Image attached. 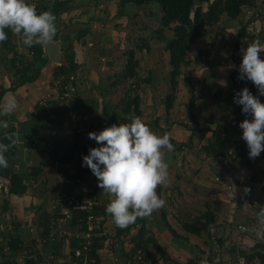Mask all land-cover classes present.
Segmentation results:
<instances>
[{
	"label": "crops",
	"instance_id": "crops-1",
	"mask_svg": "<svg viewBox=\"0 0 264 264\" xmlns=\"http://www.w3.org/2000/svg\"><path fill=\"white\" fill-rule=\"evenodd\" d=\"M213 1L201 3L203 11ZM118 2L119 0H97L99 5L90 7V11L81 2L74 8L71 7V11H80V15H68L65 12L61 16L66 25L57 27L52 41L59 43L60 50L65 45L72 46L74 61L78 66L75 72L78 87L76 99L82 104L79 111H70L63 119L49 120L44 113L43 116H36L37 101L54 91L53 72L61 64L48 58L45 45L43 50L48 61L40 67L37 78L15 89L8 88L12 82L7 71L10 67L0 57V84L4 89L8 88L0 99V111L9 101L16 103L11 114L0 115V121L15 129L14 171L23 176L24 184L27 185L22 195L9 194L6 199L0 196V256L3 253L2 247L12 238L36 243L40 236L47 233L45 227H42L41 213L43 211L48 216L52 201L63 192L95 199L102 195L105 204L110 202L109 195L97 186L96 177L86 166H82V157L88 154L90 148L98 146L89 139L88 134L98 133L112 124L129 123L133 117L139 116L158 135L170 134L174 150L169 152L165 149V159L169 164V183L157 189L166 204L142 219L146 220L143 225L148 235L152 234V238L157 239V243L168 252L182 253L181 257L186 256L183 255L186 251L196 254V247L182 240L193 236L183 230L182 224L201 216V210L205 212L204 210L210 209L208 211L211 212V206H223L230 202L232 206H236V200L225 202L224 191L230 192L227 189L236 187L237 190H232L233 196L239 198L241 195L245 199V194L242 195L241 192L246 189L243 185L236 184V178H240L238 181L242 180V176L248 178L253 164L264 166V152L259 157L250 159L247 145L241 138L239 124L246 118L250 120L251 116L243 114L241 106L233 102L234 95L245 87L253 95H259L258 90L247 80L239 79L237 85L232 83V79L239 76L241 48H246L247 43L254 40L264 44V0H249V4L235 20L223 16L216 25L204 28L201 36L192 42L186 57L188 64L179 76V85L168 114L164 101L171 93L169 80L166 78L160 87L158 84L160 78L169 73L164 71L160 76L158 70H155L154 75L150 73L148 78L155 77L156 80L150 81L144 99H139L142 104L138 107L139 115H122L120 112L121 102L128 96L133 97L135 93H139L132 91L131 87L138 84L140 71H135L136 75L128 78L125 69L128 51H135L136 48L128 49L130 39L122 38L131 29L135 30L137 25H109L108 19L112 20L111 17L114 16L119 19L116 22L122 21L125 24L130 13L140 17V8L127 6L117 16ZM160 17L161 13L158 22ZM69 20L77 21V25L70 24ZM148 27L151 28L149 22L139 30L145 32L149 30ZM148 39L152 55L165 61L168 66L169 53L165 50V42L153 36ZM18 42L22 43L21 37L11 33L7 45L13 44L16 52L26 55L27 50L21 44L18 45ZM159 46L163 47L160 49ZM0 47L5 48L1 44ZM9 53L12 57L10 50ZM261 58L264 59V53ZM192 66L195 68H191ZM15 69L14 67L12 74ZM194 76H198L197 79ZM259 98L264 103V96ZM191 99L193 102L190 107ZM83 116L87 117L86 122H80ZM77 127L82 132H77ZM4 129L6 127L0 126V133ZM218 129L222 132L221 142L227 159L219 150L207 151V146L213 143V134ZM217 154L222 159L214 157ZM62 170L68 173L65 180L58 177ZM238 208L233 212L241 217ZM248 211L241 210L243 213ZM211 213L216 221L215 213ZM179 223L181 232L177 231ZM166 225L179 237H173ZM215 226L217 229L221 227V232H224L226 225L224 221H216ZM249 231L251 233L252 229L247 228L244 233L239 231L242 234L240 241H245L243 238L247 237L246 233ZM209 232L206 233L207 236ZM251 234L256 236L253 232ZM152 263L157 264L155 260ZM0 264L4 263L0 260Z\"/></svg>",
	"mask_w": 264,
	"mask_h": 264
},
{
	"label": "clouds",
	"instance_id": "clouds-1",
	"mask_svg": "<svg viewBox=\"0 0 264 264\" xmlns=\"http://www.w3.org/2000/svg\"><path fill=\"white\" fill-rule=\"evenodd\" d=\"M55 21L52 11L37 13L36 6L28 0H0V43L8 39L5 29H10L27 47L46 45L57 32ZM240 51L238 79L252 82L259 95H253L245 87L234 95L233 102L241 106L243 114L251 116L250 120L244 119L239 128L249 158L255 159L264 152V103L259 98L264 96V59L261 58L264 44L254 40ZM15 108V101H9L0 115H9ZM0 126L7 127V124L0 121ZM14 137L16 133L6 138L15 144ZM88 137L98 146L90 148L82 157V166L92 172L98 180L97 186L109 195L110 202L105 211L117 227L126 228L138 218L148 217L165 206L166 201L157 189L169 183L165 149L174 150L169 133L158 135L136 116L129 123L112 124L98 133L90 132ZM9 147L0 143V167H8L5 153ZM243 207L247 209L249 206L245 204ZM259 209L257 218L264 224V207Z\"/></svg>",
	"mask_w": 264,
	"mask_h": 264
},
{
	"label": "rangeland",
	"instance_id": "rangeland-1",
	"mask_svg": "<svg viewBox=\"0 0 264 264\" xmlns=\"http://www.w3.org/2000/svg\"><path fill=\"white\" fill-rule=\"evenodd\" d=\"M49 1H51V0H49ZM49 1L44 0V1H42V3L44 2L47 5V4H49ZM72 2L73 3H70L72 8H74L75 5H79V3L84 2L83 7L85 8L86 6H88L87 10H89V11H90V7L99 5V4H97V0H84V1L83 0H73ZM86 2H87V5L85 4ZM72 8H69V10L67 11L68 15H70V13H73L72 15H75V14L80 15L81 14L80 11L79 12L77 11L78 13H75L72 10L73 11L72 12L71 11ZM101 8H103V6ZM148 9H149V11H148ZM159 15H160V11L157 8V6L152 5L151 7H148V8L147 7H144L143 9L140 8V15L139 16L141 18L140 17L138 18L133 13L128 14V16L126 14L128 19L125 22V24L122 21L116 22V20H119V19L114 18V16L111 17L112 20L108 19L109 25H137L135 30L131 29L130 30L131 32L128 33L127 36L126 35L122 36V38L124 37V39H126V38L130 39L128 41V42L131 41L130 46H128V49H135L136 48L135 51L133 50L135 52V60L138 63L135 70L140 71V77L138 78L140 83L136 81L138 83L136 85V83L134 82L135 86H132L131 88H133L132 91L139 92V93H135L134 95L138 96L140 100L144 99L145 94H147L148 85H150V83H151L150 81L156 80L155 77L154 78H148V77H150V73H152L153 75L156 73L155 70L159 71V72H157L159 74V76H160V74H164V71H166V72L168 71V73H169L167 76H164V77L162 76L160 78L159 84L157 82L159 87L161 86V84H163V82L166 78L169 80V86L171 83L170 65L167 66L165 61L160 60L157 56L154 57V55H152V52H151L152 48H151L150 44L148 43V40H149L148 38H150V36L155 37L154 33H158L159 31H160V34L166 38H169L172 35V32L170 29H162L161 28L160 23L158 22ZM99 17H101V15ZM103 17H105V16H103ZM150 17H152V20H150ZM69 22L72 25H75V24L77 25V21L74 22L72 20H69ZM147 22L150 23L151 28L148 27L149 30H146L145 32H143L142 29L139 30ZM104 23L106 25V22H104ZM211 31H213V29ZM117 38L120 39V37H118V36H117ZM158 39H160V38H158ZM20 44H21V46H24L23 43L18 42V45H20ZM143 45H146V46H143ZM159 47L161 49V47H163V46H159ZM128 49H127V51H128ZM142 49H145V51H143ZM23 55L25 57H28L25 54H23ZM0 57L2 59L6 60V62H5V64H7L6 66L10 67L7 69V71H9L8 76L10 73V75L12 77V75H13L12 72H13L15 66L10 64V62H9L11 55H10L9 49L7 47H5V48L0 47ZM183 68H186V66L185 65L181 66L180 75L182 74V72L185 71V69H183ZM191 68H195V67L192 66ZM198 75H200V74H198ZM194 77H195V79H197L198 76H194ZM178 80H179V77L176 80L177 86H176L175 93H176L178 85H179ZM238 82H239V80L236 83H234V78L232 79V83L237 85ZM129 86H130V84H129ZM169 89L171 90V87ZM175 93H174V96H175ZM139 104H141V103H139ZM223 156L225 159H227V157H225V155H223ZM253 165H252L253 168L250 171V176L248 178H245L244 176H242V180L238 181V179H240V178H236V180H235L237 185H243L245 187V189L249 190L247 192L245 190H243L241 192L242 195L245 194V199L242 198L241 195L239 196V198H235L236 196H233L234 191L237 190L235 187V189H231V190L227 189V191H230V192L224 191V194L226 197L225 202H229V200L230 201L236 200L238 202V203H236V206H232L231 202L227 203V205L225 204L223 206L220 204L215 205L214 207L211 206V208H212L211 212L213 211L215 213L216 221H220V222L224 221V224L226 225L224 227L225 228L224 232H221V230H222L221 227H219V229H217V227L215 226L216 221L214 220L215 221L214 224L210 225V227L207 231V232L210 231L208 236L206 235V232H203L201 237H196L193 235L192 237H187L185 239L182 238V240L186 241L187 244H190L191 246L196 247V254L197 255L194 253H191V252L187 253V251H186L185 253H183V255L186 254L187 257L186 256L181 257L182 253L173 254L172 251L168 252V250L163 249L157 243V239L155 240L154 238H152V236H151L152 234L151 235L147 234L146 227H143L142 226L143 224H141L140 222H136L140 225V227L138 229L130 228V230H128L127 232H124L123 234H119V232H118L119 227H117L113 223L112 220H104L100 223V227L103 226V228L101 229V232L104 230H106V231H105V235H102L99 237V240H104L103 242H105V240L107 239L108 243L105 245L106 251L101 253L102 258H104L103 260H101L102 263L103 264H127V261H129V264H153L152 260H155V262H157V264H183L187 260L192 258L193 256H198L199 262L201 264H206L207 259H210L213 262V264H264V224H261L259 219L257 218V214L260 212L259 208L264 207V189L259 186L260 179H261V177L264 176V166H262V165L253 166ZM235 174H236V172H235ZM239 176H241V175H238V177ZM228 178L229 177H227V179ZM211 187H212V185H211ZM215 190H217L216 187H215ZM232 190H234V191H232ZM103 197L104 196L100 195V198L99 199L96 198V200H98L100 202L101 209H103L104 207L106 209L107 204H105ZM93 199H95V198H93ZM239 204H241V207H239ZM245 204H247L249 206L247 209H245L243 207ZM31 208H34V207L32 206ZM235 208H238L240 213L239 212H237V213H239V215H241V217L238 216V214L233 212L235 210ZM208 210L210 211V209L204 210L205 212H203V210H201V212H200L201 216H198V217L199 218L203 217L204 214L206 213V211L209 212ZM241 210L242 211L249 210V211H248V213H243V212H241ZM100 213L103 214V212H100ZM41 216H42L41 218L43 221V224H42V227H43L44 221H45V218H44L45 214L43 211L41 213ZM103 216H105V215L103 214ZM173 216H172V218H173ZM247 216H250L251 218H249ZM238 220H239V222H238ZM172 221L174 222V220H171V222ZM238 224H241V225L245 226L246 228H249V230L252 229L253 234H255L256 236L252 235L251 234L252 232L250 233V231H249V233H246L247 237L243 238L245 241L244 242L240 241L239 237L242 238V234L239 233V230L237 228ZM228 225H229V227H228ZM177 231H179V232L182 231L181 223L177 224ZM220 239L223 241V243L221 245L218 242V240H220ZM158 247L164 253H160L157 250ZM253 247H257L258 253L263 257V261H261V259H259L258 256H254L251 260L247 259V256L250 254L251 249ZM143 248H145V250H143ZM139 251L141 252L142 258L140 260H134L133 258L139 253ZM15 257L16 256H14V259L11 260V257L9 256V254L3 252L2 256H0V260L4 264H10L12 261L16 262V264H17L18 263V257H16V258ZM113 259H116V261H113Z\"/></svg>",
	"mask_w": 264,
	"mask_h": 264
},
{
	"label": "trees",
	"instance_id": "trees-1",
	"mask_svg": "<svg viewBox=\"0 0 264 264\" xmlns=\"http://www.w3.org/2000/svg\"><path fill=\"white\" fill-rule=\"evenodd\" d=\"M31 0H28L30 3ZM37 1V13L43 11H52L56 17V26L59 25H66L65 21L62 19L63 13L67 12L69 8H71L70 0H51L49 4H45L42 1L44 0H35ZM110 1V0H106ZM207 0H119L117 4V16H120L123 13V10L127 6H133L137 8H144V7H151L152 5L157 6L161 13V17L159 20L160 26L162 29H170L172 35L169 38H166L158 33H154V36L157 38H161L162 41L165 42V50L169 53V65L171 68V93H169L164 101L165 111L168 114L169 110L172 107L174 101V93L177 86V78L179 77L181 71V66H187L188 61L186 59L187 53L191 49V44L194 40L199 38L203 33V29L206 27H210L216 25L223 16H226L230 20H235L241 13L242 9L249 4V0H214L210 3L205 11H203L201 7V3L206 2ZM8 34V39L10 34L12 33L10 29H5ZM242 32V29L241 31ZM157 34V35H156ZM243 33H240V36ZM7 39V40H8ZM7 40L0 43L2 46L7 47L12 52V57H10V64L15 66V71L11 77V85L8 87L9 89H15L19 86L26 84L27 82L33 81L39 75L40 67L43 66L47 61L48 58L44 55L43 46L36 45L34 47H27L24 44V48L27 50L26 56L16 52L13 48L15 47L13 44L7 45ZM22 41V40H21ZM63 61L58 67L56 68L55 72H53L54 80L59 78L60 76H67L69 74H73L77 70V64L74 61V52L71 45H65L61 48ZM29 53H32L30 56ZM21 59V60H20ZM138 63L135 60V52L129 51L127 54V64H126V75L128 78H132L136 75V67ZM126 77V78H127ZM238 84V83H237ZM7 89H4L0 84V99L3 96L4 92ZM54 90V85H53ZM54 91L51 92V94ZM78 96V95H77ZM42 99L37 101L36 106V116H43L45 115L46 108L41 103ZM193 99H191L190 107L192 106ZM75 98L72 99L68 104H58L56 103L50 109V113L55 115L56 120L63 119L68 112L79 111L82 107V104ZM81 105V107H80ZM139 97L128 96L127 99L121 102V114L122 115H129L133 113L135 115H139ZM189 107V112H190ZM52 119V120H54ZM51 120V119H49ZM192 120V118H191ZM15 133V129L12 126H7L0 133V143L10 145L9 150L5 153V156L8 160V167L3 168L0 167V176H3L9 180V194L13 195H22L25 193L27 189V185L24 184L23 176L21 174L15 173L14 171V160L13 154L15 146L11 144V142L6 138L7 135ZM221 129H218L216 133L213 134L214 139L211 145L207 146V151H217L219 150L220 153L226 155V150L224 148V144H222V134ZM15 139V137H14ZM220 156L217 154L214 157L217 158ZM64 161L63 159H60ZM68 173H65V176ZM70 177V175H67ZM264 189V187H262ZM78 195V194H77ZM101 212H106L105 207ZM164 215V214H163ZM44 218L46 219L47 216L45 214ZM136 222H140L144 224L146 222L145 219L138 218ZM214 223L213 215L211 212H206L203 217L196 218L193 222L184 223L182 228L187 233L191 235L200 237L203 232L208 231L210 225ZM43 224V222H42ZM241 225V224H238ZM237 225V226H238ZM133 224L126 227V228H119V234H123L132 228ZM144 227V225H142ZM141 226V227H142ZM45 230L48 231L47 227V219L44 221ZM167 229L171 233L173 237H179L178 234L172 230L168 225H166ZM247 231V230H246ZM245 231V232H246ZM219 244L221 245L223 241L220 239L218 240ZM22 242L19 239L12 238L8 241V246L11 250L17 249ZM94 249L100 248L101 245L97 242L94 243ZM139 246V245H138ZM145 250V248H143ZM157 250L160 253H164L159 247ZM254 256H258L261 261H263V257L258 253L257 247H253L251 249L250 254L247 256L248 260H251ZM96 263L100 264V259L97 255H95ZM12 260V259H11ZM206 264H213L210 259L206 260ZM10 264H16V262L12 261ZM18 264V263H17ZM25 264H38V261L35 260H28ZM183 264H201L199 262L198 256H193L189 260H187Z\"/></svg>",
	"mask_w": 264,
	"mask_h": 264
},
{
	"label": "built area",
	"instance_id": "built-area-1",
	"mask_svg": "<svg viewBox=\"0 0 264 264\" xmlns=\"http://www.w3.org/2000/svg\"><path fill=\"white\" fill-rule=\"evenodd\" d=\"M30 4L37 6V1L31 0ZM145 51V49H142ZM32 53H29L30 56ZM238 76L234 77V83L238 81ZM54 93L47 94L42 99V104L46 108L49 119H54L55 115L50 113V109L56 103L68 104L78 95L77 75L76 73L67 76H60L54 83ZM86 122L87 117L83 116L80 122ZM77 132H82L80 127L76 128ZM222 159V156H217ZM66 170L59 171L60 180H65ZM259 186L264 187V176L261 177ZM9 195V180L0 176V196L7 198ZM101 204L98 200L88 198L75 193L63 192L60 197H56L51 205L50 212L47 216L48 231L45 235L40 236L36 243L23 241L17 249L11 250L6 242L2 247L4 253L9 254L11 259L18 257V264H25L32 259L39 264H95L97 255L100 264H103L101 253L105 252L107 239L99 240V237L105 235L101 232L100 223L104 220H112L106 212L101 214ZM140 225L134 223L132 228L138 229ZM240 232H245L247 228L243 225L237 226ZM1 234V229H0ZM101 245L100 248L94 249V243ZM15 257V258H16ZM141 252L133 258L140 260ZM116 261V259H113ZM129 264V261H127Z\"/></svg>",
	"mask_w": 264,
	"mask_h": 264
},
{
	"label": "water",
	"instance_id": "water-1",
	"mask_svg": "<svg viewBox=\"0 0 264 264\" xmlns=\"http://www.w3.org/2000/svg\"><path fill=\"white\" fill-rule=\"evenodd\" d=\"M47 56L51 61L61 63L63 60L62 52L58 42L51 41L45 45Z\"/></svg>",
	"mask_w": 264,
	"mask_h": 264
}]
</instances>
